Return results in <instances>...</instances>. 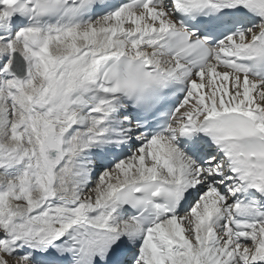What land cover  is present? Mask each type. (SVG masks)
I'll return each instance as SVG.
<instances>
[{
    "label": "snow or ice",
    "instance_id": "snow-or-ice-1",
    "mask_svg": "<svg viewBox=\"0 0 264 264\" xmlns=\"http://www.w3.org/2000/svg\"><path fill=\"white\" fill-rule=\"evenodd\" d=\"M0 264H264V0H0Z\"/></svg>",
    "mask_w": 264,
    "mask_h": 264
}]
</instances>
